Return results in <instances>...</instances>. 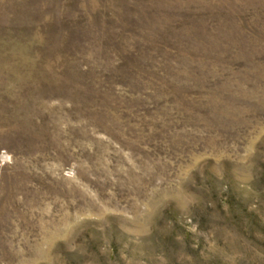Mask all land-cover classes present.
I'll use <instances>...</instances> for the list:
<instances>
[{
    "label": "rangeland",
    "instance_id": "rangeland-1",
    "mask_svg": "<svg viewBox=\"0 0 264 264\" xmlns=\"http://www.w3.org/2000/svg\"><path fill=\"white\" fill-rule=\"evenodd\" d=\"M0 264H264V0H0Z\"/></svg>",
    "mask_w": 264,
    "mask_h": 264
}]
</instances>
